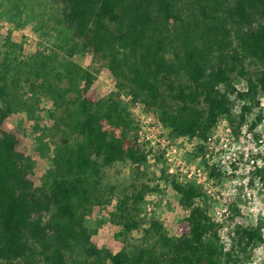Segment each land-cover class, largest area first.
<instances>
[{
    "label": "trees",
    "instance_id": "obj_1",
    "mask_svg": "<svg viewBox=\"0 0 264 264\" xmlns=\"http://www.w3.org/2000/svg\"><path fill=\"white\" fill-rule=\"evenodd\" d=\"M5 4L13 16L39 18L44 45L26 57L21 47L0 50V264H245L263 241L262 223L238 226L225 250L195 181L165 177L187 212L182 235L139 217L148 185L118 197L110 220L126 245L116 253L88 241L85 209L114 193L103 185L105 168L128 161L140 173L145 150L131 104L176 137L204 139L219 117L232 133L251 113L250 129L264 120V0H0ZM76 54H90V63L80 65ZM100 67L115 89L83 96ZM43 97L52 103L53 125L40 130ZM12 111L34 121L39 151L49 149L46 136L53 140L54 165L36 189L33 161L1 129ZM253 175L264 185V164Z\"/></svg>",
    "mask_w": 264,
    "mask_h": 264
},
{
    "label": "rangeland",
    "instance_id": "obj_2",
    "mask_svg": "<svg viewBox=\"0 0 264 264\" xmlns=\"http://www.w3.org/2000/svg\"><path fill=\"white\" fill-rule=\"evenodd\" d=\"M42 24L35 15L21 14L13 16L8 6L0 8V50L3 52L10 46L14 50L21 47L26 57L30 52L43 47L44 37ZM74 60L82 66L90 63V54H76ZM239 89L245 88V82L236 79ZM115 89V82L106 67L99 72L89 88H82L85 97L97 98ZM121 98L128 101L127 95ZM131 104L130 109L136 125L141 130L140 145L145 150V160L139 164L137 175L135 165L125 161L116 162L105 168L103 185L113 186V195L101 205L86 206L84 234L88 241L116 253L126 245L116 234L119 226L111 223V212L118 197L131 194L142 184L148 185L140 204L139 217L146 221L150 217L162 221L171 235L186 233L187 226L183 217L187 212L178 204L177 195L171 189L165 177L196 182L198 171L201 173L200 185L209 214L219 224V233L223 240L230 239L240 225L247 226L262 223L264 235V185L253 175L255 165L264 164V120L253 130L250 122L254 114L248 115L247 122L241 129L232 133L227 122L219 117L206 138L189 137L187 135L172 136L156 115L143 110L141 104ZM264 106V100L262 99ZM52 103L43 97L37 112L40 130L53 125L49 112ZM237 109V107H236ZM151 118L150 121H147ZM34 121L23 111H12L1 123V129L13 134L16 139L15 148L22 157H30L33 161L29 177L32 188L41 185L46 171L53 167L54 144L50 136L45 141L49 149L41 152L37 148L39 132L33 128ZM150 138L146 139L145 135ZM170 146L174 153H166ZM169 158V159H168ZM217 169L218 176L212 175V168ZM169 169H172L171 171ZM190 174V176H188ZM106 195V192L104 193ZM245 264H264V239L256 245Z\"/></svg>",
    "mask_w": 264,
    "mask_h": 264
},
{
    "label": "built area",
    "instance_id": "obj_3",
    "mask_svg": "<svg viewBox=\"0 0 264 264\" xmlns=\"http://www.w3.org/2000/svg\"><path fill=\"white\" fill-rule=\"evenodd\" d=\"M137 105H139V104H137ZM151 120V118H148L147 119V121H150ZM139 134H141V130L139 131ZM145 138L146 139H149L150 138V135L149 134H146L145 135ZM139 143L141 142V136L139 137ZM175 152V148L174 147H172V146H170V148L168 149V151H167V153H166V156L169 154V153H174ZM169 159V158H168ZM170 171L172 170V169H169ZM197 175V179H196V182H200V179H199V177H200V175H201V173L198 171V173L196 174ZM188 176H190V174L188 175ZM219 235H220V233H219ZM262 236H263V239H264V235L262 234ZM220 237H221V235H220ZM221 239H222V237H221ZM222 241L224 242V247H225V250H228L229 248H230V242H231V238L230 239H227V241H225V240H223L222 239Z\"/></svg>",
    "mask_w": 264,
    "mask_h": 264
}]
</instances>
